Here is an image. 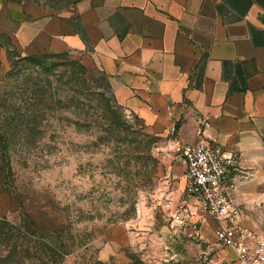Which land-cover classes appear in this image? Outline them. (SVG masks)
<instances>
[{
  "label": "rangeland",
  "instance_id": "1",
  "mask_svg": "<svg viewBox=\"0 0 264 264\" xmlns=\"http://www.w3.org/2000/svg\"><path fill=\"white\" fill-rule=\"evenodd\" d=\"M33 1L63 13L83 0ZM63 52L75 62L47 58V67L31 65L17 82H36L42 103L29 127L16 121L7 131L0 257L10 254V264H239L209 217L177 218V206H168L184 198L177 122L139 114L111 91L109 106L100 107L98 66L83 51ZM1 55L0 79L10 69L7 51ZM81 65L88 90L78 95ZM244 207L264 233V203Z\"/></svg>",
  "mask_w": 264,
  "mask_h": 264
},
{
  "label": "crops",
  "instance_id": "2",
  "mask_svg": "<svg viewBox=\"0 0 264 264\" xmlns=\"http://www.w3.org/2000/svg\"><path fill=\"white\" fill-rule=\"evenodd\" d=\"M0 55L83 51L133 111L178 124L182 142L233 153L237 220L264 203V0H83L49 12L33 0H0ZM2 56V55H1Z\"/></svg>",
  "mask_w": 264,
  "mask_h": 264
},
{
  "label": "built area",
  "instance_id": "3",
  "mask_svg": "<svg viewBox=\"0 0 264 264\" xmlns=\"http://www.w3.org/2000/svg\"><path fill=\"white\" fill-rule=\"evenodd\" d=\"M176 144L185 166L184 198H171L169 208L177 206V218L209 217L216 239L234 252L239 264H264V235L237 220L235 179L248 175L237 156L204 140Z\"/></svg>",
  "mask_w": 264,
  "mask_h": 264
},
{
  "label": "trees",
  "instance_id": "4",
  "mask_svg": "<svg viewBox=\"0 0 264 264\" xmlns=\"http://www.w3.org/2000/svg\"><path fill=\"white\" fill-rule=\"evenodd\" d=\"M10 48H13L12 51L6 49L7 59L10 63V69L0 79V150L2 152L0 160L2 163H4L6 160V155L8 154L9 148L7 131L16 121H20L21 124L29 127L30 122L33 123L37 118L38 109L42 103V97L40 98V96L43 89L39 88L36 82H33L31 85L22 83L20 86L17 84L21 74L22 77L27 75L23 70L28 69L31 65L47 67V65H45V59L47 58L54 59L63 57L65 61L75 62V60L67 57L66 53L64 52H43L21 55L15 47ZM51 64L53 66L56 65L55 63ZM81 67L85 71H81L82 77H78L80 80L78 79L75 82L80 83L83 89H77V94L88 90V83L86 78L83 76L86 74V68L83 65H81ZM97 71L101 77L96 79V82L98 83L97 86H99L96 88H103L104 90H102V92H96L94 98L97 102H99L98 105L100 107L102 104H106V107H108L109 104L106 102L105 94L106 92H112V87L107 74L101 69H98ZM2 96L3 99L1 100ZM11 259L12 257L10 254L8 256L5 255L0 257V264H10Z\"/></svg>",
  "mask_w": 264,
  "mask_h": 264
}]
</instances>
